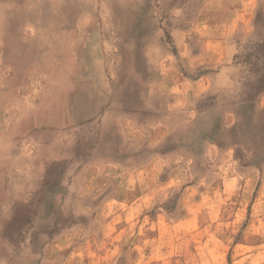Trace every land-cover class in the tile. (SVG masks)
I'll use <instances>...</instances> for the list:
<instances>
[{
  "label": "rangeland",
  "instance_id": "rangeland-1",
  "mask_svg": "<svg viewBox=\"0 0 264 264\" xmlns=\"http://www.w3.org/2000/svg\"><path fill=\"white\" fill-rule=\"evenodd\" d=\"M0 264H264V0H0Z\"/></svg>",
  "mask_w": 264,
  "mask_h": 264
}]
</instances>
